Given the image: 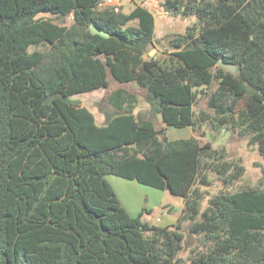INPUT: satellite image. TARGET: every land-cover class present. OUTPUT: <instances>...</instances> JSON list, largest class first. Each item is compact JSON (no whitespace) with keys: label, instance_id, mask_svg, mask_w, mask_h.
<instances>
[{"label":"trees","instance_id":"16d2710c","mask_svg":"<svg viewBox=\"0 0 264 264\" xmlns=\"http://www.w3.org/2000/svg\"><path fill=\"white\" fill-rule=\"evenodd\" d=\"M101 1L0 0V264H264V172L261 189L220 192L204 208L212 177L230 188L245 173L227 149L195 137L165 143L123 90L110 97L115 111L103 125L71 105L108 88L111 74L145 89L168 127H232L264 159V0H166L171 15L196 22L164 58L148 55L149 9L125 14ZM92 25L110 38L92 35ZM214 84V116H197L198 95ZM111 175L184 198L178 223L132 217ZM186 222L200 239L188 260L179 257Z\"/></svg>","mask_w":264,"mask_h":264},{"label":"rangeland","instance_id":"374dc122","mask_svg":"<svg viewBox=\"0 0 264 264\" xmlns=\"http://www.w3.org/2000/svg\"><path fill=\"white\" fill-rule=\"evenodd\" d=\"M166 0H115V10L125 14L131 13L137 6H142L155 13V37L154 46L148 51L150 57L164 58L169 55L172 48L169 42L177 35H183L187 29L196 22L195 16L174 17L169 14L163 7ZM41 18L50 19L54 22L71 27L74 23L72 16L61 20L57 16L42 13ZM136 23H131L134 25ZM47 45H32L30 52L36 50H46ZM109 86L106 89H98L89 93L78 94L72 98L73 108H87L90 110L99 125L105 123V115L107 112L114 113L115 109L110 103V97L118 90H123L128 95H133L135 110L134 113L138 118L151 120L155 123L157 130L163 132L159 134L161 137L167 136V139L173 141L178 139H187L190 137L197 138L201 143L210 142L213 148H225L228 157L231 160L240 162L245 167V173L242 178L230 188H225L223 184L215 177H212V185L203 188L208 192L204 201V208L208 206L209 199L220 192L236 193L245 189H261V180L264 172V159L259 154L256 146L249 145L248 136H240L232 127L215 128L210 122L198 123L196 130L192 128H175L165 125L159 115H155L152 106L147 101V93L145 89L140 88L135 83H120L109 74ZM217 88L214 84L211 88L204 89V93L198 95L195 105L197 116L202 111L214 116V111L208 106V99L211 92ZM203 92V91H202ZM243 104H241L242 106ZM240 106V107H241ZM108 183L120 195L129 211L136 215L141 212L143 220L153 226L165 227L169 225L168 219H174L173 226L178 223V219L183 213L185 200L180 196L171 194L169 191H162L156 188L139 184L135 181H129L114 175L108 176ZM120 198V197H118ZM121 200V201H122ZM167 211V215L163 211ZM160 219L161 221H158ZM189 223L183 224V233L185 235V247L179 257L188 260L193 251H198L200 239L196 236L189 235Z\"/></svg>","mask_w":264,"mask_h":264},{"label":"water","instance_id":"95a60500","mask_svg":"<svg viewBox=\"0 0 264 264\" xmlns=\"http://www.w3.org/2000/svg\"><path fill=\"white\" fill-rule=\"evenodd\" d=\"M90 32L92 35L94 36H100L102 38H105V39H109L110 36L108 34H106L105 32H103L101 29L97 28L96 26L92 25L90 27ZM219 66L221 68H223L225 71L229 72V73H232V74H237L238 72V68L235 64H230V63H226L224 61H219ZM163 132H160V134H162ZM165 143L168 142V139L165 138L164 139Z\"/></svg>","mask_w":264,"mask_h":264},{"label":"crops","instance_id":"0c3cea01","mask_svg":"<svg viewBox=\"0 0 264 264\" xmlns=\"http://www.w3.org/2000/svg\"><path fill=\"white\" fill-rule=\"evenodd\" d=\"M118 197H120L119 199H120V201L122 200V198H121V196L120 195H117ZM121 203H122V205L125 207V209L129 212V214L132 216V217H138L139 215H141L142 213L141 212H139V213H136V215H133L130 211H129V209H128V207L125 205V203L123 202V200L121 201ZM164 212H165V210L163 211V214H164ZM165 215V214H164ZM167 215V214H166ZM169 215H171V213H169L167 216L169 217ZM158 221H161L160 219H158ZM168 222H169V225H167V226H172L173 225V222H174V219H168ZM158 226H160V225H158ZM161 227V226H160Z\"/></svg>","mask_w":264,"mask_h":264},{"label":"built area","instance_id":"2783aa9c","mask_svg":"<svg viewBox=\"0 0 264 264\" xmlns=\"http://www.w3.org/2000/svg\"><path fill=\"white\" fill-rule=\"evenodd\" d=\"M116 6V2L115 0H102L99 3V7L103 8V7H115ZM164 214H167V211L165 210Z\"/></svg>","mask_w":264,"mask_h":264},{"label":"clouds","instance_id":"9594fccd","mask_svg":"<svg viewBox=\"0 0 264 264\" xmlns=\"http://www.w3.org/2000/svg\"><path fill=\"white\" fill-rule=\"evenodd\" d=\"M168 12V11H167ZM169 13V12H168ZM153 14V16L155 17V15H157V14H155V13H152ZM170 14V13H169Z\"/></svg>","mask_w":264,"mask_h":264}]
</instances>
